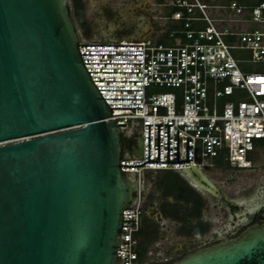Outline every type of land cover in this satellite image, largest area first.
Masks as SVG:
<instances>
[{"label": "water", "instance_id": "95a60500", "mask_svg": "<svg viewBox=\"0 0 264 264\" xmlns=\"http://www.w3.org/2000/svg\"><path fill=\"white\" fill-rule=\"evenodd\" d=\"M69 0H0V264H116L139 179L79 53ZM85 55V54H82ZM142 82V81H115ZM169 126H167V162ZM12 143H8L11 142ZM140 139L134 156L142 157ZM144 163V164H145ZM143 165V164H142ZM204 190L196 168L182 172ZM198 177L200 180H198ZM119 254V253H118ZM173 264H264V226Z\"/></svg>", "mask_w": 264, "mask_h": 264}, {"label": "built area", "instance_id": "2783aa9c", "mask_svg": "<svg viewBox=\"0 0 264 264\" xmlns=\"http://www.w3.org/2000/svg\"><path fill=\"white\" fill-rule=\"evenodd\" d=\"M174 43L81 40L87 72L111 109L106 120L128 136L138 128L142 157L124 155L121 172L182 173L225 164L253 167L264 146V0H170ZM216 13V15L214 14ZM85 54V55H82ZM142 81V82H115ZM167 126H169V162ZM8 142V143H12ZM6 143L0 144L4 145ZM145 163V164H144ZM143 164V165H142ZM140 200L123 213L116 264H144L138 249ZM119 253V254H118Z\"/></svg>", "mask_w": 264, "mask_h": 264}, {"label": "flooded vegetation", "instance_id": "af4514ba", "mask_svg": "<svg viewBox=\"0 0 264 264\" xmlns=\"http://www.w3.org/2000/svg\"><path fill=\"white\" fill-rule=\"evenodd\" d=\"M140 139V131L122 135L123 154L132 156ZM258 156L256 151L253 160ZM199 170L214 185L212 192L205 183L206 190L197 187L183 173H162L159 182L154 180L158 174L146 173L139 180L137 196L143 215L138 249L144 264H173L237 239L254 226H264V168L249 193L246 186L230 178L231 172L239 170L225 164ZM256 170L253 163L249 171ZM148 184L151 190L147 191Z\"/></svg>", "mask_w": 264, "mask_h": 264}, {"label": "crops", "instance_id": "0c3cea01", "mask_svg": "<svg viewBox=\"0 0 264 264\" xmlns=\"http://www.w3.org/2000/svg\"><path fill=\"white\" fill-rule=\"evenodd\" d=\"M116 1L119 3L117 4L119 5L118 20H102L98 25L96 35L93 34L94 32L89 30V28H85L81 38L83 41L97 43H138L149 40L164 45H171L174 43V41L170 40L165 34L168 30H175L178 28V25L171 19L173 9L165 5L167 6L165 8H168L170 13V15L165 16V18H160L161 16L156 14L158 8L163 7L164 0ZM169 1L170 0H168V3ZM85 35H89L88 40L85 38Z\"/></svg>", "mask_w": 264, "mask_h": 264}, {"label": "rangeland", "instance_id": "374dc122", "mask_svg": "<svg viewBox=\"0 0 264 264\" xmlns=\"http://www.w3.org/2000/svg\"><path fill=\"white\" fill-rule=\"evenodd\" d=\"M119 4L116 0H69V8L74 22L76 23V27L79 31L80 37L82 38V34L85 31V28H89V30L93 31V34H97L98 25L104 19H111L113 21L118 20V10ZM168 4V0H164L163 7L158 8L156 12L157 15L161 16L160 18H165V16H169L168 8H165ZM162 9V10H161ZM166 9V11H165ZM216 15V13H214ZM156 15V16H157ZM94 35V36H95ZM85 38L88 40L89 35H85ZM95 38V37H93ZM95 41V40H94ZM139 132V129L136 128L133 130L131 134L128 136H134ZM259 156L258 160L254 161L255 166L257 167L256 171H240V172H231L230 178L233 179L236 183H242V185L246 186V190L249 193V190L255 180L263 173L264 168V146L258 148ZM223 165V164H222ZM162 173H158L155 176L154 180L159 182ZM169 175H174L173 173H169ZM146 180H149L145 177ZM152 182V181H151ZM236 183L231 184V186H235ZM145 189L151 190V184H148ZM239 189V188H238ZM171 242H174L172 239Z\"/></svg>", "mask_w": 264, "mask_h": 264}, {"label": "trees", "instance_id": "16d2710c", "mask_svg": "<svg viewBox=\"0 0 264 264\" xmlns=\"http://www.w3.org/2000/svg\"><path fill=\"white\" fill-rule=\"evenodd\" d=\"M263 146V145H262ZM220 165H222V164H220Z\"/></svg>", "mask_w": 264, "mask_h": 264}]
</instances>
